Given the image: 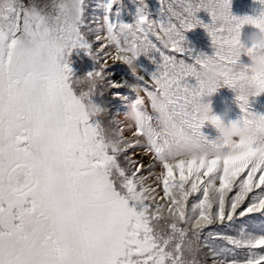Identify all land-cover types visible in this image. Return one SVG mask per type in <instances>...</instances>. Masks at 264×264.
Wrapping results in <instances>:
<instances>
[{"label": "snow or ice", "instance_id": "6c2138e0", "mask_svg": "<svg viewBox=\"0 0 264 264\" xmlns=\"http://www.w3.org/2000/svg\"><path fill=\"white\" fill-rule=\"evenodd\" d=\"M70 2L79 6L75 24ZM254 2L264 9V0ZM156 3L152 10L149 0H130L125 23L124 0H0V264H264V139L226 144L197 76L218 67L237 120H264L251 108L264 83L250 93L241 60L260 50L240 42L245 26L264 29V10L240 18L232 0ZM202 11L210 23L197 18ZM198 27L210 56L187 46L185 33ZM139 43L147 51L137 55ZM74 51L97 66L83 78H72ZM140 57L155 65L147 79ZM108 59L136 82L111 80ZM154 95L167 98V111L153 109ZM111 101L122 102L124 115L139 107L142 117L106 121Z\"/></svg>", "mask_w": 264, "mask_h": 264}, {"label": "trees", "instance_id": "16d2710c", "mask_svg": "<svg viewBox=\"0 0 264 264\" xmlns=\"http://www.w3.org/2000/svg\"><path fill=\"white\" fill-rule=\"evenodd\" d=\"M99 2H100L99 0H91L93 7H95V5L98 4ZM124 3L127 7V11L123 15L125 18H127V21L125 22L131 23L132 18L130 15H128V12L132 7L130 5V0H124ZM149 5L152 10H155L158 7L156 0H149ZM262 10L264 9H262L259 4L255 3L254 0H232L231 11L233 16L240 18L244 16H256ZM197 18L200 19L205 24L211 22V18L208 16L206 12L203 11L197 14ZM252 31H254V29L251 26H245L242 30L243 34H249ZM185 38L187 41V46L192 50L193 55H197L200 53L209 56L212 55L211 41L208 34L203 28L198 27L190 32L185 33ZM69 61H70L69 67L72 70L73 79L83 78L88 73L94 71L97 67L94 64V62L91 60V58L88 55H86L83 51H74L69 57ZM137 63L141 69L140 74L144 75L146 79L149 78L151 73L155 71V65H153L150 62V60L145 57H140ZM122 65L123 64L121 63H116L111 59H108L107 62L108 69L106 71L108 73H111V76L109 78L117 83H124L125 81H127L128 83H135L136 81L133 75L131 74V71L128 69V67H121ZM122 68L124 71H122ZM112 91L115 92L117 90L114 89ZM119 91L125 95H129V94H131V96L135 95L127 88L119 89ZM105 99L111 100V93H108ZM218 102L221 103L223 102V106L225 107L226 112H228V115L230 116L229 121H234L238 119L239 116L241 115L239 108L237 107L235 102V94L228 88L222 87L218 89L211 96H206L204 98V103L206 104L212 103L214 105H218ZM121 105L123 106L122 102L120 101H111V105H110L111 113L108 117L105 118L106 121L112 118H115L117 120L118 118L117 112H119V107ZM251 108L255 113L264 115V94H261L259 97H256L251 101ZM111 128L112 130L110 131V135L115 137L116 136V132L114 130L115 126H111ZM208 264H211L210 259L208 261Z\"/></svg>", "mask_w": 264, "mask_h": 264}, {"label": "clouds", "instance_id": "9594fccd", "mask_svg": "<svg viewBox=\"0 0 264 264\" xmlns=\"http://www.w3.org/2000/svg\"><path fill=\"white\" fill-rule=\"evenodd\" d=\"M79 6L73 2L68 5V20L75 24L78 20ZM128 35L127 32L124 33ZM240 42L253 49H258L256 54L249 57L247 85L250 93L261 91V84L264 83V29H255L249 34L241 33ZM171 39L164 34H161V44L167 48L171 46ZM147 51V46L144 43H139L135 52L137 55L144 54ZM197 76L199 78V87L205 94H214L218 89L222 88L223 77L218 67L208 64L201 68ZM151 104L156 112H165L168 110V100L166 97L152 96ZM89 117H95L97 109L92 104H88ZM142 117L139 107L129 105L128 111L125 114V119L128 122H135ZM216 130L220 138L226 144H236L239 142H247L250 139H264V120L254 121L245 126L237 119L227 123L221 118V122L216 126Z\"/></svg>", "mask_w": 264, "mask_h": 264}, {"label": "rangeland", "instance_id": "374dc122", "mask_svg": "<svg viewBox=\"0 0 264 264\" xmlns=\"http://www.w3.org/2000/svg\"><path fill=\"white\" fill-rule=\"evenodd\" d=\"M99 1H100L99 3L102 2V0H99ZM26 2H27V0H26ZM37 2H38V3H43L44 0H37ZM129 12H134V8L131 7ZM122 20H123V22H125V21H127V18H125V17L123 16V17H122ZM125 23H126V22H125ZM241 59H242V62H243L244 64H246V63L249 64V59H248V57H246V56H242ZM245 62H246V63H245ZM246 65H247V64H246ZM121 67H127V66L122 65ZM122 71H124L123 68H122ZM127 75H128V74H127ZM125 93H126V92H125ZM140 95L143 96L144 93L141 92ZM128 96L134 98V95L131 96V94H129ZM212 103H213V102H212ZM212 103H211V104H212ZM211 104H210V105H211ZM215 107H216V108H215ZM211 109H212L213 114H215V115L221 117V118L224 120L225 123L229 122V120H230L229 117H230V116L228 115V112H226V109H225V107L223 106V102H222V103H221V102H218V105H214V104H212V105H211ZM124 113H125V108H124V106L121 105V106L119 107V115H118V118H117V120L120 122L121 125H127V124H128V121L125 119V115H124ZM201 131H202L206 136H208V137L211 138V139H214V138L217 136V132H216V130H215L211 125H206ZM124 136H125L126 138H128V139H131V138H132V133L126 129V130L124 131ZM130 154H132V151H131V150H130ZM134 158L137 159V160H140L141 162H143V164L145 165V167H147V165L151 162V161L149 160V158H148L147 156L144 155V153H143V151H142L141 149H136V150H135ZM155 171L158 173V172H159V167H157ZM145 175H147V173H145ZM147 183H149V184H153V185H154V184H155V181H154V179H149V180L147 181ZM161 195H162V192H161Z\"/></svg>", "mask_w": 264, "mask_h": 264}]
</instances>
